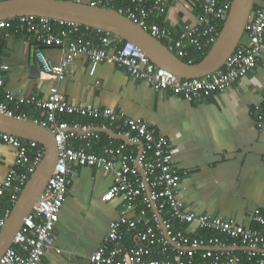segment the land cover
<instances>
[{"label":"built area","instance_id":"obj_1","mask_svg":"<svg viewBox=\"0 0 264 264\" xmlns=\"http://www.w3.org/2000/svg\"><path fill=\"white\" fill-rule=\"evenodd\" d=\"M130 4L129 9L117 12L154 39H167V30L150 22L151 13L165 14L164 0H130ZM231 4L232 0H203L194 22L185 25L167 49L193 65L189 50L204 55L211 49ZM97 5L112 10L109 0H91L90 6ZM12 29L31 36L38 47L36 57L41 73L51 80H63L66 67L83 56L89 62L90 75L101 63L118 64L133 79L146 82L157 92L196 102L225 91L255 68L262 53L264 2L255 8L240 43L222 67L194 79H181L156 67L132 44L96 29L100 36L98 45L93 46L84 33L90 28L76 23L34 16L0 21V31ZM41 47L64 49L61 63L51 65ZM110 49L115 52L111 54ZM8 69L0 66L1 71ZM2 84L0 76V87ZM25 107L38 110L43 119H30L22 112ZM0 114L38 124L53 134L57 148V162L46 187L11 247L0 257V264H39L58 222L73 165L111 174L113 182L105 199L122 201L117 218L109 224L107 235L89 256L88 264H264V215L253 216V226L246 227L231 219L196 214L183 204L178 198L180 175L173 166L174 151L167 139L155 136L146 123L111 108L71 105L57 92L46 98L5 93ZM75 115L91 122L61 119ZM254 124L257 131L264 133V104L255 108ZM102 135L105 144L101 143ZM3 146L12 148L14 165L0 184V198L7 194L12 203L0 211V234L45 155L38 143L0 132V148ZM189 225L206 235L190 236Z\"/></svg>","mask_w":264,"mask_h":264},{"label":"crops","instance_id":"obj_2","mask_svg":"<svg viewBox=\"0 0 264 264\" xmlns=\"http://www.w3.org/2000/svg\"><path fill=\"white\" fill-rule=\"evenodd\" d=\"M109 1L115 11L131 7L130 0ZM164 1L165 14L151 13L150 22L167 30L169 36L160 41L167 47L185 25L194 22L203 0ZM9 31H0V66L9 68L0 70V103L4 102L3 93L46 98L57 92L71 105L120 111L146 123L155 136L167 139L174 151V169L180 175L178 198L196 214L231 219L246 227L253 226V216L264 215V133L254 124L255 108L264 104V35L262 53L253 70L223 92L188 102L155 91L118 64L101 63L90 75L89 62L83 56L66 67L63 80H51L41 73L38 47L31 36ZM84 33L93 46L98 45L100 35L95 29ZM40 49L51 65L61 63L64 49ZM198 55L189 50L193 64V56ZM22 112L34 114L30 107ZM65 117L71 118L70 122H91L79 115ZM101 143H106L105 138ZM12 151L8 146L0 148V184L14 165ZM112 182L111 174L72 166L58 222L39 264H88L122 207L120 199H105ZM11 205L7 194L0 198V211ZM187 232L192 237L206 235L194 225H189Z\"/></svg>","mask_w":264,"mask_h":264},{"label":"water","instance_id":"obj_3","mask_svg":"<svg viewBox=\"0 0 264 264\" xmlns=\"http://www.w3.org/2000/svg\"><path fill=\"white\" fill-rule=\"evenodd\" d=\"M91 0H1L0 21L21 16L42 17L76 23L110 34L132 44L156 67L181 79H194L212 74L222 67L240 43L245 26L256 7L264 0H232L216 42L198 64L188 65L176 58L160 41L151 37L128 18L115 10L100 5L90 6ZM0 132L18 139L33 141L45 150L44 158L23 188L0 234V257L11 247L16 233L22 227L57 162L54 136L38 124L0 114Z\"/></svg>","mask_w":264,"mask_h":264},{"label":"trees","instance_id":"obj_4","mask_svg":"<svg viewBox=\"0 0 264 264\" xmlns=\"http://www.w3.org/2000/svg\"><path fill=\"white\" fill-rule=\"evenodd\" d=\"M221 26H220V31H221V29H222V26H223V22L220 24ZM12 30H14V29H12ZM12 30L11 31H9V32H12ZM19 32V31H18ZM209 51H207L204 55H198V56H193V58H194V64H198V63H200L204 58H205V56L207 55V53H208ZM1 88H0V96L2 95L1 94ZM3 100H4V97H5V93H3ZM31 110H32V112L34 113V114H32L31 115V113L29 112L28 113V115L29 116H31V118L30 119H32V120H40V119H43V115L41 114V112H39L38 110H36V109H34V108H30ZM33 109H34V111H36V112H34L33 111ZM28 112V111H27ZM27 114V113H26ZM61 119L62 120H66V121H69L71 118H68V117H65V116H63V117H61ZM101 140L103 141L104 140V136L102 135L101 136ZM202 236H205V234H203V233H200ZM172 259H175V258H173V257H171Z\"/></svg>","mask_w":264,"mask_h":264}]
</instances>
